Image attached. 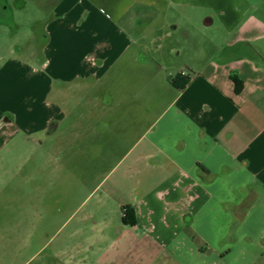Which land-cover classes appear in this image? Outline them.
<instances>
[{"label": "crops", "instance_id": "obj_1", "mask_svg": "<svg viewBox=\"0 0 264 264\" xmlns=\"http://www.w3.org/2000/svg\"><path fill=\"white\" fill-rule=\"evenodd\" d=\"M193 11L223 38L211 56L196 53L175 71L171 61L149 66L142 42L153 26L175 30V16ZM15 27L27 38L40 28L46 41L38 62L0 65V149L11 133L58 128L66 114L55 100L87 88L91 150L121 155L136 187H151L132 226L172 250H196V264H256L264 252V5L0 0V31Z\"/></svg>", "mask_w": 264, "mask_h": 264}, {"label": "rangeland", "instance_id": "obj_2", "mask_svg": "<svg viewBox=\"0 0 264 264\" xmlns=\"http://www.w3.org/2000/svg\"><path fill=\"white\" fill-rule=\"evenodd\" d=\"M201 17L194 11L185 20L176 15L175 30L170 22L153 26L142 42L148 65L171 61L175 71L196 53L211 56L223 38L216 23L205 27ZM24 29L0 31V65L42 58L41 29L31 38ZM71 88L55 100L66 114L58 128L11 133L0 149V264H196V250H172L132 226L141 194L151 187H136L140 178L124 170L121 155L91 150L88 90ZM124 207L132 225L122 222ZM256 264H264V252Z\"/></svg>", "mask_w": 264, "mask_h": 264}, {"label": "trees", "instance_id": "obj_3", "mask_svg": "<svg viewBox=\"0 0 264 264\" xmlns=\"http://www.w3.org/2000/svg\"><path fill=\"white\" fill-rule=\"evenodd\" d=\"M231 79L233 80L235 91L238 92L241 89V86H242L241 81L234 75L231 77ZM172 83H173V85H175V87L182 88L187 83V80H185V79H182L180 81L173 80ZM123 211H124V214L122 216V222L124 224L132 225L133 221L128 219V216H129L128 208L124 207Z\"/></svg>", "mask_w": 264, "mask_h": 264}, {"label": "built area", "instance_id": "obj_4", "mask_svg": "<svg viewBox=\"0 0 264 264\" xmlns=\"http://www.w3.org/2000/svg\"><path fill=\"white\" fill-rule=\"evenodd\" d=\"M182 75H184L185 73L184 72H181Z\"/></svg>", "mask_w": 264, "mask_h": 264}]
</instances>
